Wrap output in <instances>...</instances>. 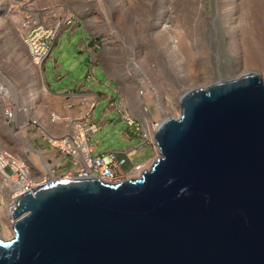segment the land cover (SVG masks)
Wrapping results in <instances>:
<instances>
[{"label":"water","instance_id":"obj_1","mask_svg":"<svg viewBox=\"0 0 264 264\" xmlns=\"http://www.w3.org/2000/svg\"><path fill=\"white\" fill-rule=\"evenodd\" d=\"M140 178H57L25 192L0 264H264V81L185 92Z\"/></svg>","mask_w":264,"mask_h":264},{"label":"rangeland","instance_id":"obj_2","mask_svg":"<svg viewBox=\"0 0 264 264\" xmlns=\"http://www.w3.org/2000/svg\"><path fill=\"white\" fill-rule=\"evenodd\" d=\"M192 1L201 15L186 23L184 0H169V3L163 0H0V87L10 91L7 100L0 90V145L18 153L31 166L42 167L43 159H52L47 142L33 128L16 133V124L7 125L3 108L9 104L16 110L18 124L35 118L47 120L50 112L58 108V98L48 92L47 86L57 93L73 90L78 83H83L100 95L93 120L99 123L104 116L107 122L90 138L92 146L100 142L93 155L137 148L135 162L156 159L158 149L139 148L140 137L134 129L129 128L116 111L107 112L109 97L115 99L118 94L117 99L125 98L137 114L141 103L146 102L160 123L174 117L180 108V97L189 89L206 88L219 80L240 77L246 71L244 57L233 51L230 44L231 36L237 39L240 15L254 0ZM54 4L73 12L82 24L73 33L61 34L42 71L33 64L18 29L24 9L29 5ZM165 12H170L173 19L160 23ZM151 14L150 20L157 23L148 27L146 22ZM171 27L181 32L192 30L190 43L198 56L193 81H188L185 60L179 57L173 63L180 65V69H168L169 60L156 50V43L153 44L157 32ZM90 37L97 45L94 57L100 68L96 67L93 77L86 80L91 60L89 53L81 52L79 47ZM54 63L59 65L57 70ZM252 70L249 73L259 75L264 81L261 70ZM140 89L146 98L138 94ZM26 145L33 146L39 153L28 150ZM118 158H126L125 152L118 153ZM62 166V170H66L72 164L63 159ZM122 167L128 170L131 162L127 161Z\"/></svg>","mask_w":264,"mask_h":264},{"label":"built area","instance_id":"obj_3","mask_svg":"<svg viewBox=\"0 0 264 264\" xmlns=\"http://www.w3.org/2000/svg\"><path fill=\"white\" fill-rule=\"evenodd\" d=\"M23 17L19 26V35L26 45L33 64L43 71L44 64L49 60L52 49L64 31H74L81 28V19L73 12L62 6H31L24 9ZM92 48L90 40H84L81 49L90 50ZM55 69L59 66L54 63ZM94 67L86 76V80L93 77ZM77 88L82 91L79 113L70 116L58 111H51L47 120L38 118L30 119L27 122L18 124L16 121V110L9 104L3 108V115L7 125L11 127L16 124V133L29 128L35 129L47 142L48 151L52 159H43L42 167L35 164L31 166L24 158L13 150L0 145V237L6 229L13 231L16 219L12 216L16 210V200L25 192L32 191L37 186L57 178L70 179L96 178L106 183L116 184L126 180L140 178L142 173L150 170L155 158H148L141 162H135L134 156L137 148L125 150L126 158L119 159L118 153L106 152L94 156L93 152L100 142L92 146L90 138L98 133L107 123L103 118L99 123L93 120V112L100 101V95L86 88L82 83L77 84ZM138 94L146 98L143 89ZM74 93L65 92L64 98L67 100L68 109L75 106L70 98ZM109 108L115 110L124 119L129 128H133L140 137L139 148L150 146L157 150L155 143V132L159 127V121L152 114L151 108L146 102L141 103L139 113H135L130 108L125 98L113 101L110 97ZM24 123L26 128L22 129ZM32 152L39 153L36 148L30 146ZM41 156V154H40ZM68 159L72 166L67 171L59 173L62 168V160ZM131 162L128 170L123 169V165Z\"/></svg>","mask_w":264,"mask_h":264},{"label":"bare ground","instance_id":"obj_4","mask_svg":"<svg viewBox=\"0 0 264 264\" xmlns=\"http://www.w3.org/2000/svg\"><path fill=\"white\" fill-rule=\"evenodd\" d=\"M163 3H169V0H163ZM184 6V18L187 20L186 23L190 22L197 16L200 17L201 11L197 9L195 2L192 0H184ZM151 16L152 14L148 17L149 19L146 22L148 27L157 23H152L153 21L150 20ZM170 19H173L170 12H165L164 17L159 21L160 23H163L164 20L166 21ZM191 31V28L184 32L173 29L172 27L166 28L154 35L153 42V44L156 43L157 45L156 50L169 60L167 63L168 69H172L173 71L178 67L180 69V65L175 66L173 64L179 57L186 61L189 70L184 72L187 74L189 82L196 78L194 75L196 73L198 62V56L194 54L193 46L190 43ZM236 36L237 39L231 36L230 48L233 51L236 50L238 55L244 57L246 61L244 64L246 71H244V73H249L253 68H258L264 73V0H254L252 5L240 15L239 26L236 28ZM0 90L6 95L8 100L10 91L2 86L0 87ZM143 93L145 94L144 91ZM179 116L180 108L178 107L174 117L177 118ZM26 125L27 123H24L22 128H26ZM26 148L28 150L31 149L29 145H26ZM38 158H40V156H38ZM4 235V240H9V238L14 236V231L6 229ZM0 238H2V236Z\"/></svg>","mask_w":264,"mask_h":264},{"label":"crops","instance_id":"obj_5","mask_svg":"<svg viewBox=\"0 0 264 264\" xmlns=\"http://www.w3.org/2000/svg\"><path fill=\"white\" fill-rule=\"evenodd\" d=\"M90 41H91V46H92V48L90 49V50H85V49H81V45H80V47H79V49H80V51L81 52H88L89 53V56H90V60H91V67H94V68H96V67H99L98 65H97V62H96V59H95V57H94V54H95V51H96V48H97V45L95 44V43H93V40L91 39V37H90ZM59 66V65H58ZM100 68V67H99ZM57 78H59V76H57ZM45 81V80H44ZM45 85L47 86V84H46V82H45ZM47 88H48V92L51 94V95H55V96H57V110H55V111H58V112H60V113H62V114H64V115H70V116H74V115H76V114H78L79 113V110H80V108H81V106H80V103H81V97L82 96H84V94H82V91L81 90H79L78 88H77V86H76V88L75 89H73V90H64V91H60V92H52L50 89H49V87L47 86ZM65 92H70V93H74V95L70 98V101H73L74 103H75V106L74 107H72V108H70V109H68L67 107H66V104H67V100H65V98H64V93ZM117 97H118V94H117ZM117 97L115 98V99H113V98H111L113 101H116L117 100ZM111 111H115V110H113V109H109V110H107V112H111ZM68 169H66V170H62V168H60L59 169V173H62V172H65V171H67Z\"/></svg>","mask_w":264,"mask_h":264}]
</instances>
